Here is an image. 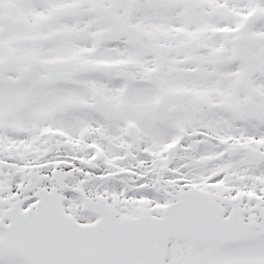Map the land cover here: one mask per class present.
<instances>
[{"label":"snow or ice","instance_id":"obj_1","mask_svg":"<svg viewBox=\"0 0 264 264\" xmlns=\"http://www.w3.org/2000/svg\"><path fill=\"white\" fill-rule=\"evenodd\" d=\"M0 264H264V0H0Z\"/></svg>","mask_w":264,"mask_h":264}]
</instances>
